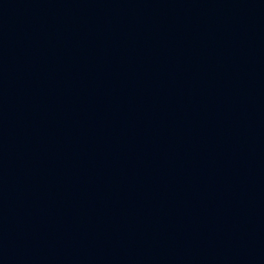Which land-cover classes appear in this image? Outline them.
Masks as SVG:
<instances>
[{"label": "water", "instance_id": "water-1", "mask_svg": "<svg viewBox=\"0 0 264 264\" xmlns=\"http://www.w3.org/2000/svg\"><path fill=\"white\" fill-rule=\"evenodd\" d=\"M0 264H264V0H0Z\"/></svg>", "mask_w": 264, "mask_h": 264}]
</instances>
